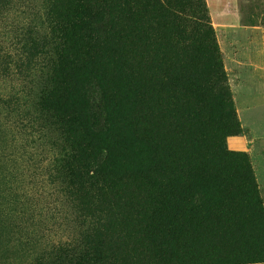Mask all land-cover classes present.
<instances>
[{
	"label": "rangeland",
	"instance_id": "1",
	"mask_svg": "<svg viewBox=\"0 0 264 264\" xmlns=\"http://www.w3.org/2000/svg\"><path fill=\"white\" fill-rule=\"evenodd\" d=\"M133 1L138 4L122 0L121 7H132ZM172 3L181 6L173 23L146 17L147 29L135 40L128 17L107 12L104 5L64 12L49 0H0V264H85L89 260L81 256V262L73 252L50 254L49 246H74L94 230L101 236L98 264H148L153 258L175 264L182 257L176 252L186 249L183 242L164 238L161 226L153 227L152 215L143 212L142 196L137 201L128 196L142 193L135 188L159 171L153 169L159 158L149 145L153 129L140 113L151 85L159 105L173 96L196 100L200 108L207 103L213 129L221 131L232 154L221 166L246 196L233 226L235 250L264 253L258 222L264 215V0ZM164 41L208 56L189 63L195 70L180 73L178 80L177 65L169 62L167 68L159 50L167 46ZM214 46L225 87L214 69H207L204 80L200 74V66L211 65ZM53 94L59 102H53ZM96 98L103 102L104 116L94 131L89 110ZM209 134L198 130L181 140H188L180 160L189 198L178 212L181 226H198L204 212L221 205L223 194L213 193L200 167H194L210 158ZM105 178L118 185L136 183L114 191L102 187ZM85 191L93 197L88 206ZM7 212L13 217L5 226ZM196 230L191 249L196 254L229 251L220 244L230 243L222 236L225 229L219 228L218 239ZM23 234L30 239L18 241Z\"/></svg>",
	"mask_w": 264,
	"mask_h": 264
},
{
	"label": "trees",
	"instance_id": "2",
	"mask_svg": "<svg viewBox=\"0 0 264 264\" xmlns=\"http://www.w3.org/2000/svg\"><path fill=\"white\" fill-rule=\"evenodd\" d=\"M121 1L122 0H49V3L52 5V8L59 7L64 12L66 10L68 12L74 11L80 6H85L89 10L91 3H97L98 6L104 5L107 8V12L116 13L118 10L117 13H121L123 16L128 17V29L130 31V36H132L135 40H138L139 36L147 29V21H145L144 18L148 17L150 20H152V18H156L165 24L170 20V22L173 23L171 19L174 20L177 18V13L181 10V6L172 3V0H136L138 4L134 5L135 1H133V6H130L127 9L121 7ZM151 23L152 22H150V24ZM164 43H166L168 47H160L159 50L162 49L163 51L166 67L169 62L177 65V79L178 77H181V74L185 71H190L189 68H191V72L193 73L195 68L191 67L189 63L192 61L195 62L199 56H208L207 52L201 51L199 48H197L191 55V53H187L184 48L179 49V47L177 48L170 41H164ZM165 47H167L166 51L164 50ZM213 50L212 57H210L211 65L208 66L204 64L203 66H200V74L204 80L205 76H207V69H214L216 71L215 78H217L220 85L225 87L226 82L222 74L223 67L221 65L220 55L215 46L213 47ZM179 56L182 58V61L188 60V63L182 65L181 60H179ZM174 58L176 59L173 61L172 59ZM168 73L169 72L167 71V74ZM224 92L227 91L224 90ZM51 96L53 97V102H59L56 94ZM146 96L147 105L141 108L140 113L146 116L148 127L153 129V131L148 134L149 139H151V143L149 145L154 148L155 155L159 158L158 167L154 166L153 169H159V171L153 176L145 178L143 180L144 183L135 188L137 191L141 190L142 193L128 194V196L132 197L135 201L138 200L140 195L142 196L140 201L142 203L141 207L145 209L143 212L145 214L150 213L152 215L151 222L153 227L161 226L160 228L164 233V238L175 241L180 245L183 242L182 246L186 249L176 252L177 254H183L182 257L177 258L175 264H264V253L255 255L252 253L243 254L238 252V250H235L236 248H239V246L236 241L237 237L233 233V226L237 217L240 218L241 216L238 214V211L240 210L239 207L243 205V201H246V196H242L244 193L242 192L240 183L232 180V173L230 175L229 173L227 174L221 166L224 161L230 159L232 154L228 153L224 148L223 134H221V131L213 129L211 116H209L204 110V108H208L207 103L204 102L205 105H203V108H200L197 107L196 100H188L185 97L174 98L173 96L171 99L168 98V101L166 99L160 101L159 105L157 94L155 93V89L152 85L148 87ZM96 99L98 103L93 105L89 110L90 128L94 131H97L96 126L100 125L104 116L102 106L103 102L101 99L99 100V98ZM155 130L158 135L154 133ZM198 130H207L210 132L208 138H211V140L207 144L205 143L210 148V158L208 160H204L200 164L196 162L194 167L195 169L200 167L198 171L202 172L201 175L204 176L213 193L217 194L219 191L220 194H223V196L222 198H218V200H220L219 203L221 204L219 209L215 210L214 208H210L208 212H204L206 216L202 218L201 221L196 222L199 224L198 226L192 228L193 224H191V227L181 226L182 220L178 214L182 205H185V201L189 199L185 188L187 178H185L182 174L184 161L180 160V149L183 142H188L187 139L183 140V142H181V140L186 137L193 138V135H195ZM154 139H159L161 141L158 145H155ZM197 147L198 146L195 144L193 149L196 150ZM75 148L77 149V147ZM194 161L196 160H192L190 163L192 164ZM179 166L180 168H178ZM246 168L248 172L247 179L253 185L254 180L250 167L247 165V161ZM77 175L79 177L77 179L80 183L88 185V182H83V178H81L79 174ZM89 178L92 179L93 177ZM135 183V181H131V183H127L125 185H118L117 183L112 182V180H108L106 178L101 182L103 188L105 187L106 189L114 191L120 188H129L130 185ZM91 188L96 189L97 186H87L86 189ZM224 195H226L225 200ZM88 196V191H85L83 196L85 206H88L87 200L89 198H93ZM255 196L257 199V194ZM195 202L196 201L193 203ZM193 203L191 204L193 205ZM198 203L199 202L196 204ZM211 203L213 204V202ZM82 210L86 214H91V211L88 208ZM25 212L27 211H22V215H24ZM12 217L13 213L7 212L4 214L3 219L5 222L3 223L5 226L8 220ZM258 222L264 230V215L258 219ZM185 227L187 230H184ZM197 227L199 229H206L209 236L213 239L219 238L218 233H221V231L219 232L220 227L225 229L222 236H226L227 239L230 240V243L227 244L224 240H222L220 244L224 246L226 245L229 251L222 253V249L214 248L210 255L203 256L193 252L191 250L193 239L192 235L196 233L198 234V230H196ZM93 232V235H82L79 237L76 241L77 243L72 241L73 243H76L74 246L69 244L57 247L54 245L49 246L48 252H50V254H68L73 252L78 260L82 257L88 259L89 261L85 264H98L99 261L97 258L101 257V255H99L101 248L97 243L101 241V236L100 231L94 230ZM23 235L27 236L20 237L18 241L30 239L28 235L31 234ZM63 246L65 248H63ZM45 252L47 251L44 250L41 254ZM80 261L82 262V260ZM150 263L169 264L170 262L167 261L166 258H153L151 262H148V264Z\"/></svg>",
	"mask_w": 264,
	"mask_h": 264
}]
</instances>
